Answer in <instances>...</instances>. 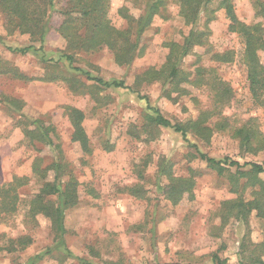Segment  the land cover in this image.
<instances>
[{"label":"rangeland","instance_id":"rangeland-1","mask_svg":"<svg viewBox=\"0 0 264 264\" xmlns=\"http://www.w3.org/2000/svg\"><path fill=\"white\" fill-rule=\"evenodd\" d=\"M64 1H54L51 30L43 44L32 43L28 35L18 32L8 34L0 14V71L16 68L26 78L0 73V185L16 177L27 178L18 191L16 216L10 226L0 225V247L8 237L32 238V244L21 251L0 249V264H216L215 258L222 264H262L264 217L247 205L257 202L264 208V193L234 168L223 175L208 168L191 144L210 158L228 157L240 165L264 164V151L242 153L238 142L222 133H214L209 143H204L192 136L186 142L170 129L143 131L148 106L172 122L195 120L210 106L209 90L185 85L189 94L173 102L162 95L160 82L144 83L137 90L147 98L146 104L137 93L100 87L73 69L104 81H124L135 89L137 75L164 64L168 54L165 44H182L191 29L178 16L176 0H168L167 18L154 17L140 38L141 55L126 67L116 65L106 48L92 54L78 53L73 66L69 65L63 58L66 43L57 32L61 22L57 12ZM255 2L232 0L235 15L246 26L261 23L264 28ZM216 5L213 0L194 28L207 32L209 45L193 47L181 68L189 73L200 66L221 79L232 90L223 115L237 125L253 120L264 137V108L255 106L251 99L242 63L243 40L229 31L223 10L216 9L211 15ZM121 9L134 18L142 14V5L135 0H109L108 17L117 29L126 27ZM30 45L33 51L24 56L10 51ZM225 52L231 53V62L210 59L214 53ZM258 56L264 66V52ZM48 74L76 78L79 89L71 91L60 79L40 81ZM4 98L20 107L7 104ZM68 107L84 116L88 154L71 141L72 126L65 113ZM19 119L41 120L53 126V141L78 182V202L64 211L63 241L54 239L50 221L42 215L37 217L34 231L22 222L41 185L32 173L34 161L39 157L40 166L46 167L54 153L48 146H31L21 129L13 125V120ZM209 122L214 123L215 118ZM53 175L50 172L48 180ZM170 178L191 179V197L185 195L177 204L168 200ZM259 179L264 181V174ZM3 234L7 238H1Z\"/></svg>","mask_w":264,"mask_h":264},{"label":"trees","instance_id":"trees-1","mask_svg":"<svg viewBox=\"0 0 264 264\" xmlns=\"http://www.w3.org/2000/svg\"><path fill=\"white\" fill-rule=\"evenodd\" d=\"M54 1L0 0V14L3 16L7 33L18 32L22 35H28L32 43L43 44L46 35L51 30L49 24L55 8ZM212 1L176 0L178 16L183 24L190 26L191 29L182 44L174 42L165 44L168 54L164 64L160 69L149 68L137 75L135 89L125 85L124 81H104L101 78L92 77L86 72H81L77 68L73 69L82 73L87 81H91L95 85L106 89L128 90L137 93L138 96L140 94L137 87L144 83L160 82L163 84L162 95L173 102L189 94L185 85L194 88H207L211 98L210 106L208 109L200 111L195 120L189 119L183 123L172 122L164 117L159 110L148 106L147 110L150 113L146 115L143 131L148 132V129L160 128L170 129L180 134L186 142L189 141L187 137L192 136L204 143H209L214 133L228 134L231 139L238 142L242 153L255 155L264 151V137L257 129L254 121L247 120L237 125L236 122L231 121L230 117L223 115V108L232 99L230 87L203 67L197 66L193 72L189 73L181 68L185 57L193 47L209 45L207 32L198 31L194 28L201 13H206L209 10L208 5ZM216 1L217 7L210 10L211 15L216 9L223 10L228 21L229 31L237 33L243 40L242 63L247 71L251 99L255 106L264 108V66L258 56L259 52H264V28L261 23L251 26L241 23L235 15L232 0ZM135 2L142 5V14L138 18H134L126 10L121 9L119 14L126 20V27L117 29L111 24L108 17L109 0H65L57 12L61 17L57 32L66 43L63 58L69 65L73 66L78 53L92 54L103 48L112 54L114 63L121 67L129 66L135 58L140 56L142 48L139 47V43L142 34L151 26L155 16L167 18L169 3L168 0H135ZM255 4L256 15L264 20V2L256 0ZM33 49V46L30 45L20 49H10V51L24 56ZM210 59L217 63L232 61L230 52L214 53ZM0 73L11 75L15 79H26L16 68L5 67ZM57 79L63 81L71 91L76 92L79 89L80 82L73 77L60 76L58 78L54 77V74H48L40 78V81L51 82ZM139 98L148 104L146 97L140 96ZM4 99L7 104L20 107L16 101ZM65 113L72 126L71 141L77 143L81 151L88 154L90 148L88 138L82 127L84 119L82 112L68 107ZM212 118H215L214 123L209 122ZM13 125L21 129L24 138L31 146H48L54 153L53 160L46 167L40 166L41 158L38 157L34 161L32 173L41 185L39 192L30 199L22 222L29 231H34L37 227V217L42 215L50 221L54 239L63 241L64 211L75 206L78 202V182L72 171L67 169L59 145H55L53 141L54 128L52 125H45L41 120L27 121L26 119L13 120ZM32 126L33 128H31ZM191 147L195 149L199 159L205 162L211 170L223 175L226 171L234 168L240 177H250L252 186L257 185L260 191L264 193V181L259 179V175L264 174V164L246 162L240 165L228 157L215 160L202 153L196 144H191ZM246 168L248 170H243ZM50 172L54 173L51 181L48 180ZM64 178L66 179L64 180ZM26 180V177H16L11 182L0 185V225L10 226L11 220L16 216L20 202L18 191L19 188L26 185ZM169 183L167 198L173 204L179 203L185 195L191 197L193 188L191 179L170 178ZM247 206H249L250 211L255 210L258 215L264 217V208L259 203L252 202ZM1 238L7 237L3 234ZM30 244H32L31 236L20 235L16 238L8 237L0 249L6 250L8 253L17 252ZM214 261L216 264H222L217 258Z\"/></svg>","mask_w":264,"mask_h":264}]
</instances>
